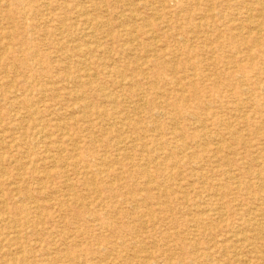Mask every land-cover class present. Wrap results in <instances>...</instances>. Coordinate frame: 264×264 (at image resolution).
I'll list each match as a JSON object with an SVG mask.
<instances>
[{"label": "rangeland", "instance_id": "374dc122", "mask_svg": "<svg viewBox=\"0 0 264 264\" xmlns=\"http://www.w3.org/2000/svg\"><path fill=\"white\" fill-rule=\"evenodd\" d=\"M0 31V264H264V0H0Z\"/></svg>", "mask_w": 264, "mask_h": 264}, {"label": "bare ground", "instance_id": "6f19581e", "mask_svg": "<svg viewBox=\"0 0 264 264\" xmlns=\"http://www.w3.org/2000/svg\"><path fill=\"white\" fill-rule=\"evenodd\" d=\"M177 1V0H176ZM172 4V3H171ZM81 12V11H80ZM134 13V12H133ZM83 14V13H82ZM134 20V19H133ZM138 21V20H137ZM61 23V22H60ZM261 25V24H260ZM263 25V24H262ZM108 28V27H107ZM86 29V28H85ZM1 32V31H0ZM59 32V31H58ZM262 32V31H261ZM245 36V35H244ZM264 37V36H263ZM154 38V37H153ZM223 38V37H222ZM243 38V37H242ZM212 39V38H211ZM15 43V42H14ZM7 51V50H6ZM29 51H31L30 49H29ZM24 52H26V50L24 51ZM252 52V51H251ZM27 53V52H26ZM25 53V54H26ZM31 53V52H30ZM237 53V52H236ZM32 54V53H31ZM254 56V55H253ZM31 62V61H30ZM52 66V65H51ZM83 66V65H82ZM53 67V66H52ZM31 81V80H30ZM28 83V82H27ZM55 84V83H54ZM258 84V83H257ZM28 85V84H27ZM30 85V84H29ZM26 86V85H25ZM37 91V90H36ZM35 91V92H36ZM43 91V90H42ZM34 92V93H35ZM36 94V93H35ZM81 95V94H80ZM81 99V98H80ZM90 103V102H89ZM144 105V104H143ZM31 107V106H30ZM32 108V107H31ZM209 122V121H208ZM262 128V127H261ZM30 129V128H29ZM261 131V130H260ZM262 132H264V131H262ZM41 139V138H40ZM69 146V145H68ZM193 154V153H192ZM79 158V157H78ZM117 158V157H116ZM101 159V158H100ZM106 159V158H105ZM121 159V158H120ZM85 160H87V159H85ZM92 160H95V159H93L92 158ZM81 161V160H80ZM75 162H77L76 160H75ZM114 163V162H113ZM85 166V165H84ZM74 196V195H73ZM30 198V197H29ZM7 206V205H6ZM6 213V212H5ZM12 213H14V212H12ZM17 213V212H16ZM74 215V214H73ZM19 226V225H18ZM25 230V229H24ZM260 231V230H259ZM261 232V231H260ZM257 233H259V232H257ZM232 235V234H231ZM78 264V263H77Z\"/></svg>", "mask_w": 264, "mask_h": 264}]
</instances>
